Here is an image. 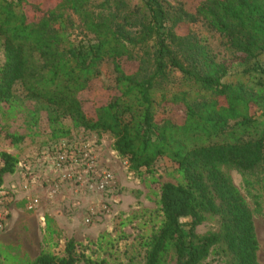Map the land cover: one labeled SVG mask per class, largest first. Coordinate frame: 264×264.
Instances as JSON below:
<instances>
[{
    "label": "trees",
    "instance_id": "trees-1",
    "mask_svg": "<svg viewBox=\"0 0 264 264\" xmlns=\"http://www.w3.org/2000/svg\"><path fill=\"white\" fill-rule=\"evenodd\" d=\"M50 1L0 0V103L12 98L19 82L86 133L112 134L115 150L132 169H147L160 156L177 164L182 181L161 185L162 222L144 264H159L169 243L177 264H200L219 242L233 264H258L253 214L218 164L242 171L264 164V0H195L191 12L162 0H139V7L124 14V24L137 17L135 32L107 15L112 7L128 9L126 0H54L49 7ZM197 20L225 37L243 80L223 81L227 65L215 61L190 32L175 31ZM67 24L89 38L74 42ZM125 58L138 63L135 71L122 63ZM103 60L115 72L114 89H104L115 92L86 112L80 94L99 78ZM171 67L190 89L203 92L199 100L181 91L166 95ZM167 103L181 104L183 121L156 120V106ZM17 164L10 153L0 154V186ZM207 215L217 216L219 230L198 236L196 228ZM29 264L106 263L77 251L70 239L61 255L40 252Z\"/></svg>",
    "mask_w": 264,
    "mask_h": 264
},
{
    "label": "rangeland",
    "instance_id": "rangeland-1",
    "mask_svg": "<svg viewBox=\"0 0 264 264\" xmlns=\"http://www.w3.org/2000/svg\"><path fill=\"white\" fill-rule=\"evenodd\" d=\"M162 1L191 12L195 0ZM126 2L128 9L112 7L108 11L107 15L111 20L124 24L126 11L140 6L139 0ZM53 4L54 0H51L47 6ZM124 25L127 30H139L137 17L133 16ZM66 31L74 42L89 38L80 33L81 29L76 25L71 27L67 24ZM175 31L182 35L190 32L193 38L207 46L215 61L227 65L223 81L234 83L245 78L225 37L211 30L204 21L180 23ZM148 51L146 48L139 52V58H145L144 54ZM3 58L4 52L0 45V65ZM121 61L130 71L137 69L138 63L126 58ZM99 69V78L89 85L87 91L80 94L82 108L86 112H92L100 102L108 101L115 92L104 89H114L115 72L112 63L103 60ZM169 76L170 84L163 85L166 95L181 91L192 99L199 100L203 96L199 89H190L177 69L169 68ZM156 100H159V92L156 93ZM156 110L157 121L170 118L181 122L184 119V109L179 103L156 106ZM80 130V126L68 115L45 101L30 96L19 82L13 87L12 98L0 103V154L8 152L17 161L35 148L45 147L53 141L79 133ZM89 134L97 140L100 161L110 165L114 171L117 183L114 193L85 195L73 193L70 188H66L53 199L42 200L38 211H28L24 207L28 193L21 189L19 167L16 165L13 173L3 177L0 186V198H6L5 208L8 209L5 226L0 230V264H29L40 252L61 255L70 239L76 243L77 251H82L95 261L106 264H144L151 236L162 222L158 204L161 185L165 182H181V171L176 163L165 156L158 157L147 169L134 170L128 158L115 150L112 134L103 130ZM218 166L239 191L253 214L259 242L258 264H264V164L255 171H242L228 163ZM90 208L94 209L95 215L89 214ZM40 215L43 216V221L40 220ZM88 218L89 223L86 222ZM219 227L217 216L207 215L195 232L198 236H203L218 231ZM173 250L172 243H169L159 264H177ZM225 250L224 243L219 242L208 250V255L200 264H233L231 256Z\"/></svg>",
    "mask_w": 264,
    "mask_h": 264
},
{
    "label": "built area",
    "instance_id": "built-area-1",
    "mask_svg": "<svg viewBox=\"0 0 264 264\" xmlns=\"http://www.w3.org/2000/svg\"><path fill=\"white\" fill-rule=\"evenodd\" d=\"M98 155L96 138L84 130L26 154L17 164L21 189L28 193L25 209L38 211L42 200L49 201L66 188L85 195L114 193L117 185L114 171ZM6 203V198H0V230L8 215ZM89 214L93 216L96 212L90 208ZM86 222L89 223V218Z\"/></svg>",
    "mask_w": 264,
    "mask_h": 264
}]
</instances>
